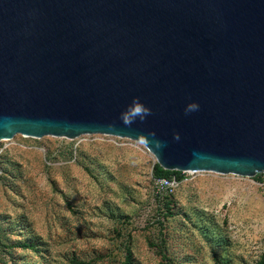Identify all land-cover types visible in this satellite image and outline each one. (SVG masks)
<instances>
[{
	"label": "water",
	"instance_id": "95a60500",
	"mask_svg": "<svg viewBox=\"0 0 264 264\" xmlns=\"http://www.w3.org/2000/svg\"><path fill=\"white\" fill-rule=\"evenodd\" d=\"M134 97L151 112L124 125ZM17 134L112 135L166 170L264 173V0H0V142Z\"/></svg>",
	"mask_w": 264,
	"mask_h": 264
},
{
	"label": "rangeland",
	"instance_id": "374dc122",
	"mask_svg": "<svg viewBox=\"0 0 264 264\" xmlns=\"http://www.w3.org/2000/svg\"><path fill=\"white\" fill-rule=\"evenodd\" d=\"M0 264H257L264 173L184 172L158 193L157 160L109 136L0 142Z\"/></svg>",
	"mask_w": 264,
	"mask_h": 264
},
{
	"label": "clouds",
	"instance_id": "9594fccd",
	"mask_svg": "<svg viewBox=\"0 0 264 264\" xmlns=\"http://www.w3.org/2000/svg\"><path fill=\"white\" fill-rule=\"evenodd\" d=\"M199 109V104L196 101H190L185 106V113H190ZM151 112V109L143 103L139 97H134L130 105L121 113L120 119L124 125H131L137 119H145ZM176 139H179V133L175 134ZM157 147L160 146L159 142L156 144Z\"/></svg>",
	"mask_w": 264,
	"mask_h": 264
},
{
	"label": "built area",
	"instance_id": "2783aa9c",
	"mask_svg": "<svg viewBox=\"0 0 264 264\" xmlns=\"http://www.w3.org/2000/svg\"><path fill=\"white\" fill-rule=\"evenodd\" d=\"M103 135V134H102ZM109 136L110 140L114 142L115 144H118L120 140H129L128 138H122L118 136H112V135H104ZM131 140V139H130ZM2 155H3V149H0V168L2 166ZM155 186L157 188L158 193H168V192H174V190L179 186L178 179L175 175H173L170 178L162 177V178H155Z\"/></svg>",
	"mask_w": 264,
	"mask_h": 264
},
{
	"label": "trees",
	"instance_id": "16d2710c",
	"mask_svg": "<svg viewBox=\"0 0 264 264\" xmlns=\"http://www.w3.org/2000/svg\"><path fill=\"white\" fill-rule=\"evenodd\" d=\"M154 177L155 178H170L173 175L177 177V179H181L184 175L183 172L177 171V170H166L162 166H160L158 163H155L154 166ZM122 264H134L131 258V255H127L125 258V261ZM257 264H264V253L262 254L260 260L257 262Z\"/></svg>",
	"mask_w": 264,
	"mask_h": 264
}]
</instances>
